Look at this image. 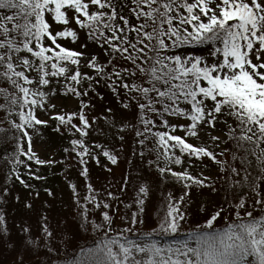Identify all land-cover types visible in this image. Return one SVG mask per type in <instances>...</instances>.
Instances as JSON below:
<instances>
[{"label": "snow or ice", "instance_id": "1", "mask_svg": "<svg viewBox=\"0 0 264 264\" xmlns=\"http://www.w3.org/2000/svg\"><path fill=\"white\" fill-rule=\"evenodd\" d=\"M69 44L76 47L66 46ZM90 44L100 49L104 62L87 51ZM198 46H207L208 55L179 51ZM82 61L95 76L81 72ZM60 77L65 81V94L78 100L87 92L73 85L84 80L99 84L103 79L117 96L122 90L126 101L122 106L135 107L140 127L124 123L121 131L127 128L142 137L138 139L141 146L154 137L155 147L150 151L156 152V160L149 161V166L155 164L162 177L183 183L184 194L175 201L169 194L164 214L158 215L156 226L147 235L180 231L186 221L181 205L193 187L218 191L212 177L172 168L182 165L184 156L190 166L192 158L210 159L221 174L217 178L227 184L223 204L206 224L190 233V240L175 247L152 240L139 243L125 235L132 227L108 238L107 232L114 231L113 218L104 211L103 223L92 222L91 227L93 231L106 229L105 238L94 249H82L70 264H264V0H0V111L5 113L0 125H10L0 127V133H19L9 137L16 140L17 163H23L18 154L37 164L53 163L32 152L29 130L36 133L37 126L47 125L36 110L55 109V104L46 107V102L56 94L54 85L60 83ZM79 103L78 112L57 113L50 119L79 133L81 138L71 144L80 164H86V157L99 163L96 149L116 164L117 157L102 144L85 142L92 127L84 113L89 105ZM77 117L80 124H72ZM218 123L223 128L213 135ZM158 128L164 130H154ZM177 130L184 135L175 134ZM201 132L208 137L207 146L189 142V138L200 140ZM221 145L225 147L221 149ZM87 172L84 167L81 174L87 176ZM17 179L29 186L19 176ZM71 187L79 205L76 186ZM87 188L82 212L85 226L87 203L101 207L90 183ZM148 192L143 185L137 193L140 213ZM107 195L116 198L111 192ZM233 213L235 219L223 231H208L218 218ZM43 219L47 221V217ZM125 219L131 225L144 223L137 213ZM20 231L26 235L18 241L9 233L0 211V248L15 254L11 264H28L25 257L36 244L27 229ZM43 232L53 237L47 223ZM20 247H24L23 253L18 251Z\"/></svg>", "mask_w": 264, "mask_h": 264}, {"label": "rangeland", "instance_id": "2", "mask_svg": "<svg viewBox=\"0 0 264 264\" xmlns=\"http://www.w3.org/2000/svg\"><path fill=\"white\" fill-rule=\"evenodd\" d=\"M66 46L76 47V45L71 44ZM87 51L97 55L100 62H104L106 59L100 49L94 45L90 44ZM179 51H186L189 55L207 56L209 48L198 46L179 49ZM80 70L90 76L95 75L94 70L83 66V61ZM59 79L60 83L54 85L56 94L50 96L46 102V107L55 104V109L36 110L37 117L48 121L47 125L37 126L39 131L36 133H33L31 129L29 130L32 135V152L40 160L53 161V163L37 164L35 159L29 160L26 155L21 154L18 155V160L23 163H17V156L14 155L10 158L9 166L8 164L5 166L6 170L0 167V211L5 215L9 233L19 241L26 235L20 229L25 228L36 241V244L31 246L28 255L25 257L28 264H40L52 254L59 258H68L84 243L90 242L92 237L102 236L105 238L106 229L93 231L91 227L92 222L103 223L102 213L104 211H107L113 218L112 229L114 231L107 232V235L110 233L115 236L121 229L132 227V232L125 233L129 239L139 243L152 240L161 246H178V242L173 243L171 240L177 236L181 237L185 233H192L201 225L206 224L207 219H210V214L214 212L217 206L223 204V195L227 184L224 180L217 178L221 174L210 159L197 160L192 158L190 166L187 156H184V163L172 165V168L176 171L187 168L192 175L203 173L204 176L212 177L215 179V187L218 191L213 193L209 188L193 187L181 205V210L186 214V221L182 222L180 231L174 234L153 233L150 236L147 235L156 226L158 215L164 214L169 202V194L174 201L179 200L186 189L182 182H177L170 176L162 177L155 164L149 166V161L156 160V152L150 151L155 147L154 137L146 141L145 146H141L138 139H142V137L137 138L133 131L127 128L121 131L124 123L139 125L135 119L136 110L134 107L124 109L122 106L124 100L112 103L105 97L97 96L92 101V105L84 111L92 125L88 136L84 138L85 142L91 141L94 144H102L104 149L117 157V163L112 164L106 157L104 162L99 163L94 159L87 158L86 164L82 165L79 162H74L71 155L66 161L65 169L62 165V158L65 156V149L71 141L63 135L64 130L62 128L59 132L51 130L56 120L50 119V115L78 112L80 99L66 95L64 93L65 81L63 77ZM108 109H111V112ZM4 119V114L0 111V121ZM13 119L16 118L13 117ZM17 122L19 121L17 120ZM110 122H114L115 126L113 127ZM181 122L183 123V121ZM9 126L7 123L6 126L0 125V127ZM222 128L223 125L218 123L212 134H220ZM175 134L184 135L179 130ZM200 135V140L189 138V142L207 146L208 137L204 132H201ZM121 136L123 139H120ZM2 141L5 144V140L2 139ZM23 147L27 151V138L24 139ZM223 147L225 146H220L221 149ZM141 151L144 152L143 157L140 155ZM216 151H220V149H216ZM176 154L180 155L178 150ZM97 155L99 160L103 157L101 150ZM226 157L230 159L228 154ZM219 158L224 159L225 157ZM92 160L96 162L94 167L87 163V161ZM84 167H87V176L81 174ZM17 176L29 186L25 187L24 184H21ZM36 176L44 177V179H36ZM88 183L92 185L94 194H98L97 199L101 201V207L96 208L94 204L87 203L88 223L85 226L82 212L85 205L84 197L88 195ZM71 185L76 186V192L80 199L79 205L76 203ZM143 185L148 187L149 192L143 205L144 211L140 213V206L136 200L139 188ZM46 189L50 190L52 195H49ZM108 192L113 193L116 198L108 196ZM105 203L109 205L108 208L103 207ZM27 204H30L31 207H26ZM249 205H251V199H249ZM224 206L227 207V205ZM132 213H137L138 219H143L144 223L131 225L129 219H125V217L130 218ZM44 217H47L46 222ZM234 219V213L218 218L214 223V228L208 231H223L218 227L226 222L231 223ZM45 223L53 233L52 238L47 237L43 232ZM187 240H190V235L187 236ZM192 243L194 246V241ZM18 251L23 253L25 249L20 247ZM15 258L16 256L11 250L0 248V264H11Z\"/></svg>", "mask_w": 264, "mask_h": 264}, {"label": "trees", "instance_id": "3", "mask_svg": "<svg viewBox=\"0 0 264 264\" xmlns=\"http://www.w3.org/2000/svg\"><path fill=\"white\" fill-rule=\"evenodd\" d=\"M117 63L123 64L124 62L123 61H117ZM95 79H100V77H95ZM73 86L74 87H78L82 92H87V95H84V96L80 97L79 99L82 100L84 103L88 104L89 107L92 105V103H93L92 101L97 96L105 97L112 103H116L118 101L124 100L123 91L121 90V95L120 96L115 95L110 90V88L106 86V83H105V81L103 79H100V83L99 84H96L94 80L93 81L84 80L80 85H78V86L77 85H73ZM64 93H65V90H64ZM66 95L73 96L71 93L66 94ZM107 99H105V100L108 101ZM2 102L3 101L0 100V103H2ZM124 102H126V101H124ZM89 107L84 108V111L86 109H88ZM134 109H135V107H134ZM1 112L4 114V117H5V113L3 111H1ZM157 123H159V122H157ZM72 124H75V125H79L80 124V121H79L78 117L73 119ZM4 125L6 126V123H4ZM57 126H59L60 128H62L64 130L63 135L68 137L70 139V141H72L73 139L81 138L79 136V133L70 132V131H68L66 129L65 126L58 125V121H55V123L53 124L51 130L55 132V128ZM137 126H139V125H137ZM4 128H10V126L9 127H4ZM10 135H19V133H0V167L3 170H6L5 166H7V164L9 166L10 158H12L14 155L17 156V154L15 153L16 140L10 139L9 138ZM2 139L5 140V144L2 141ZM87 144L95 145L91 141H89ZM23 145H24V141H23ZM72 147L73 146H72V144L70 142L69 146L67 147L68 151H65V156L62 158V160H63L62 165H63L64 168H65L66 161L68 160L69 156H71V155L73 156L74 162H78V157L76 155V152L72 151ZM95 151H96V154L99 153V150L96 149ZM18 155H21V154H18ZM85 159H87V157ZM104 159H105V157L103 156L99 160V162H104L105 161ZM87 163L92 164L93 167L96 166V162L94 160L87 161ZM6 174H8V172H6ZM226 223L224 225L218 227V228H220L221 230H224L227 227V225L229 224V223H227V224ZM186 235L189 236L190 233L189 232L185 233L181 237L177 236L171 241L172 242L185 241V240H187V236ZM107 236H108V238L113 237V235L110 234V233ZM103 239H104V237H102V236L92 237V240L90 242L84 243L83 246L78 248V250L76 252H74L72 255H70L68 258H66V257L59 258L56 255L52 254V255L47 256V258L44 259L40 264H70V262L72 260L77 259L80 256V253H81L82 249L85 250V251L87 249H90V248L94 249V248H96V246L98 244H100L101 240H103Z\"/></svg>", "mask_w": 264, "mask_h": 264}]
</instances>
